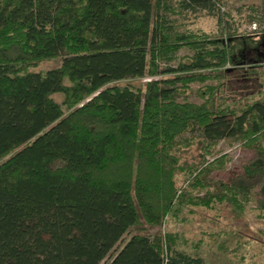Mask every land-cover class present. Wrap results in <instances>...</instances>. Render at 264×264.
Segmentation results:
<instances>
[{"label":"trees","instance_id":"trees-1","mask_svg":"<svg viewBox=\"0 0 264 264\" xmlns=\"http://www.w3.org/2000/svg\"><path fill=\"white\" fill-rule=\"evenodd\" d=\"M220 1L0 0V264H207L170 225L242 207L246 190L204 182L227 162L216 141L253 148L245 178L264 181L263 40L228 44ZM200 9L217 34L184 27Z\"/></svg>","mask_w":264,"mask_h":264},{"label":"rangeland","instance_id":"rangeland-1","mask_svg":"<svg viewBox=\"0 0 264 264\" xmlns=\"http://www.w3.org/2000/svg\"><path fill=\"white\" fill-rule=\"evenodd\" d=\"M262 0H221L219 11L223 20L231 24L235 29V34L227 37L228 44L235 46V42L240 37L253 36L256 39L264 40V15L260 14ZM254 9V10H250ZM252 11V12H251ZM216 18L207 14L204 10L187 14L185 19L180 20L184 27L204 32L217 34ZM256 24V30H252V24ZM217 32V33H216ZM234 54L237 49H233ZM188 48H181L178 57L183 54H190ZM59 59L42 60L36 63L31 69L45 70L58 65ZM239 66V65H238ZM237 64H226V68L235 70ZM264 66V65H263ZM172 76V75H170ZM264 79V76H260ZM264 87V81H262ZM213 79L205 80L203 83L193 82L190 84L191 90L187 94L186 100L199 103L202 97L198 94V88L203 84H215ZM183 97V96H182ZM180 97L179 100L183 99ZM183 137L189 138L191 142L180 141L181 160L193 162L200 153V144L197 143L199 137L196 131L186 132ZM264 146V140L262 142ZM225 154L226 165L221 169H214L204 175V182L212 190L219 181L228 186L237 185V191L241 196L242 190L247 191L245 200L240 209L233 205L222 206L217 216H207L198 218L197 222L188 220L182 225L172 223L170 226L176 228L183 227L189 231L188 244L185 247L188 251L196 253L204 258L207 264H264V181L250 182L245 178L243 164L249 163L257 158V153L253 148L244 146L239 137H224L218 141L209 158L218 157ZM178 185L183 183L182 177L177 178ZM196 191V190H195ZM199 192V191H198ZM203 192L200 191L199 195ZM157 230V228H153ZM153 229H148V234H152ZM132 227L124 235L123 239L116 243L115 251L123 245V242L134 233ZM197 246L194 245L198 242ZM113 253V251H112ZM111 255L105 256L100 264H107Z\"/></svg>","mask_w":264,"mask_h":264},{"label":"built area","instance_id":"built-area-1","mask_svg":"<svg viewBox=\"0 0 264 264\" xmlns=\"http://www.w3.org/2000/svg\"><path fill=\"white\" fill-rule=\"evenodd\" d=\"M252 30H256V24L255 23L252 24Z\"/></svg>","mask_w":264,"mask_h":264},{"label":"water","instance_id":"water-1","mask_svg":"<svg viewBox=\"0 0 264 264\" xmlns=\"http://www.w3.org/2000/svg\"><path fill=\"white\" fill-rule=\"evenodd\" d=\"M260 43H262V46H264V40H263V41H261Z\"/></svg>","mask_w":264,"mask_h":264}]
</instances>
